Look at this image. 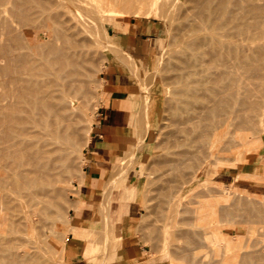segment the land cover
I'll list each match as a JSON object with an SVG mask.
<instances>
[{
	"label": "bare ground",
	"instance_id": "bare-ground-1",
	"mask_svg": "<svg viewBox=\"0 0 264 264\" xmlns=\"http://www.w3.org/2000/svg\"><path fill=\"white\" fill-rule=\"evenodd\" d=\"M52 1L6 0V2L3 1L4 4L2 3V5H0V196L3 195V200L1 199L0 202H3L5 200L4 198L7 197L6 201L3 202L4 206L0 204L3 206L0 211V225L5 221L8 223V211H14L12 213L9 212V217L11 216V218H9V223L5 224L6 226L10 224V226L13 225V228H10L9 226L5 227V229L9 228L7 231L10 230L8 231V238L6 235H4L6 236V239H4V237L0 238L1 264H41L47 259H52V256L55 255L53 252L57 251L54 250V247L52 246L44 245V247H46L42 248V245L41 248L43 251L49 247L48 252L46 251L44 253L41 251L42 249L40 246H37L40 243L39 240L41 241V244H44L42 243L44 238L41 240V234H45L43 236H46L50 234L48 231V234H46L47 232L44 233L43 230L40 234L41 238L40 235H36L37 233L39 234L40 231L36 233L29 231L31 232V238L33 234H35L34 238H32L34 240L32 241L30 240L31 238H28V234H25L27 238H24L23 236L22 239L18 235L15 237L13 236L17 234V230L18 233H20V229H22L21 235H24L27 231H24L23 233V229L25 230L26 227H29L26 225L32 224L34 229L31 227L29 230L33 229L32 231H36V228H39L37 225L40 224L41 226V223L39 222H42V225L44 226V219L45 223H47L48 220L55 219L53 218L55 210L52 213L51 208H47L46 206L47 203L53 204V201L55 200L53 199V203H51V201L46 203V196L52 190L51 188V190H49V187L59 181L54 179L61 176L63 171H66L67 173L73 171L74 160L72 157L75 158L76 155H72L78 150L77 147L81 139L80 131L83 129V127L78 126V123L82 120H86L87 105L97 96L95 89L96 86L94 87L96 83H94V85L92 84L94 81L92 78L100 68L99 63L101 61H97L99 60L98 58L97 60H94V54L97 52L99 47L97 38L99 37V33L100 37L102 34L99 25L97 24L98 22L96 23V21L99 20L101 23L102 20L105 19L106 15H113L114 10L117 9H121V11L123 10L128 14L131 13V15L134 12L141 10L139 12L141 16L149 15L154 10V13L157 15L158 12L155 9L157 8V5L159 6V4H157L158 0H100L98 3H94L93 0H61L65 4L63 9L58 10V8H61L58 6L59 2L61 4V1L57 0V3ZM51 3L57 4L58 8L55 5L57 8L55 10L59 13H50L47 11V8L50 7L48 4ZM194 4L197 19H193L194 23L183 26L179 31L180 34L178 33L179 35L176 34L179 36V38L176 37V40H179H177L178 44L175 48V54L169 67L171 70V76H169L163 84L165 89L167 87L169 88L168 98L170 105L168 108V116L171 117V121H174L173 124L176 125L174 126L176 127V135H174L176 140L175 142L170 141L172 144L174 143L173 148L176 147V150L174 149L175 151H173V149H171L172 151L168 152V161H171L170 163H173L176 166L188 163L190 164L189 166H187V164L186 166L184 164L181 166L184 168L178 166V170L180 167V169H184L182 171H185L188 170L185 167H188L191 171V174L188 171V175L202 177V174H205L208 170V166H210L211 163L219 161L222 158V154L224 155V153L227 152L231 153L238 151L239 147L247 148L248 145L251 144L250 142L254 143L253 140L256 142L258 139V136L255 137L256 135L255 133L253 134V132L255 130L259 131L257 128H262L261 130L263 131L264 127H261V125L264 123V69L259 68L260 66L256 67V69L255 67L253 68V66L256 63L261 65L264 64V0H197ZM51 7L54 8L53 6ZM154 13L153 15H155ZM100 26L103 28V25L100 24ZM89 28L92 30L91 32H88ZM85 32L88 33L85 34ZM103 33L106 35L104 31ZM101 42L102 41H100V43ZM111 45H113L112 42ZM88 51L93 53V56L90 58H87ZM143 62H145L146 66H148L147 61ZM251 79L253 81L256 79L259 83L256 82V84H254ZM101 80L103 81V79ZM147 113L151 118L150 108ZM250 131L253 134L250 135L255 137V139L245 134V132ZM170 132H173L174 134V131H169V134ZM177 133L178 135L180 134V138L177 137ZM258 133L256 132V134ZM174 136L172 137L174 138ZM168 139L169 138H167L166 142H168ZM251 139L253 140L250 141ZM88 142H85L84 145ZM257 143L259 142L257 141ZM257 143L253 144V146H256ZM164 146H167V144ZM166 148L169 150L168 146L165 147V149ZM177 148L179 149L177 150ZM163 151L162 157L164 154ZM231 157L230 161L233 159ZM168 161L167 163H169ZM215 166L216 163H214L213 167ZM170 169L171 167L168 170V165H166L167 172L170 171ZM172 169L173 171L171 172L174 173L177 167ZM166 170L163 171V173L159 170V173L164 175L167 173ZM178 170L177 173L179 172ZM210 170L213 169L211 168ZM59 172H61L60 175ZM171 172H169V175L165 174L168 176L167 178L165 175V177H163L170 179L171 177L177 175L175 173L176 175L173 174V176ZM180 174H178V176H181L182 178V175H185V172L184 174ZM190 176L183 177L187 179L192 177ZM163 177L162 179H157L159 180L158 183L165 180ZM181 178H178L179 180H177V182L180 181ZM53 180L56 182L53 183ZM189 180L187 179L188 182ZM62 181L61 185L64 183ZM181 181V184L186 182V180ZM177 182L176 184H178ZM162 183L163 185H159V187L164 186L163 181ZM79 184H86L85 178L81 179ZM177 186L180 192L182 185L180 189L179 185ZM168 187L171 189L168 185L164 188ZM174 188L172 189L174 192L176 190L177 193V189ZM207 188L209 187L207 186ZM207 188L205 185L206 190ZM54 189L56 188H53V190ZM170 189L167 190L170 191ZM161 190L158 191V193L161 192ZM165 190L166 189H164V193L166 194L167 190ZM200 190L202 192V189ZM174 192L169 193L174 195ZM161 193H163V190ZM161 193L158 197H161V195L163 196L164 193ZM58 194V192L57 194L55 193V195ZM197 194L199 193L197 192L196 195ZM167 195L168 193L166 196ZM173 195H171L172 197L167 198H173ZM186 195H188V193H186ZM50 197L55 198L56 196L52 195ZM182 197L183 196H179L180 199ZM189 197L190 195L187 197L188 200H190ZM167 198L164 197L166 200ZM184 198L182 200H184ZM224 198L227 200L226 197ZM164 199L163 203L161 202L162 199H160L162 206L167 205ZM174 199L176 198H173L172 202H168L169 208L170 204L171 207H175V205H173L175 202ZM215 199L218 200L219 198L215 197ZM206 200H209L210 202V199ZM217 200L213 199L212 202H216ZM260 200L259 202H261ZM180 201L178 204L176 203L177 201L175 202L177 206L181 203ZM191 201L193 202L194 200H190V202ZM238 201L237 204H240V201L242 200H240L239 203ZM209 202L207 201L204 204H209ZM245 202L247 201L245 200L244 203ZM259 202L258 205H260ZM183 203L185 202L183 201ZM255 203L257 205V202ZM255 203H252L254 210H252V212L258 214L255 209L257 208L254 205ZM262 203L263 202H261L260 206L263 205ZM57 204L61 206L60 202L58 203V200ZM188 204L190 203H187V206H189ZM223 204L226 206H224V209L228 207L227 205H229L222 203V208ZM245 204L248 205L249 203L247 202ZM185 205H183V207ZM200 205L202 204H199V207ZM244 205L242 206L245 207ZM247 205L246 207L249 206ZM107 206L104 207L106 208V213H108ZM187 206L185 207L187 208ZM203 206L204 205L201 207ZM236 206L238 205H235V207ZM174 207L172 210L175 209ZM262 208L264 207L262 206ZM162 209H165L163 211H166V207H161V210L159 208L158 211L162 212ZM186 210L192 215V212H190L189 209L179 211L182 213L186 212ZM190 210L194 211V208ZM217 210L220 209L217 208ZM223 210H220V212ZM47 211H50L48 214H52L51 216L47 214L48 220L44 217L46 216L44 213ZM79 211L80 209L76 208V212ZM96 212L99 213V210L97 211V208L93 207L89 219H92ZM104 212L105 209L103 210V213ZM166 212L169 213L170 211ZM218 212L215 211V213ZM243 212H246V210ZM250 212L251 211L249 210L246 213L249 214ZM263 212L264 211H261L259 214L261 215ZM164 213L163 215L168 216V213ZM196 213L197 212L195 210V214ZM57 214L58 213H56V215ZM224 214L227 215V213ZM251 214L252 213L249 214V217H251ZM175 215L172 217L175 218ZM228 215L230 214L228 213ZM41 217L43 221L40 219ZM170 217L171 216L169 215V218ZM188 218L189 217H187V219ZM243 218L244 216L240 219L243 221ZM248 219L244 221H248ZM171 220L174 221V219ZM192 220H194V218ZM165 221L163 222L166 224ZM176 221L178 222V220ZM179 222H181V224L178 225V223L177 225L180 228L182 223L185 221L179 220ZM94 223L95 222L91 220L89 221L88 226L85 227L69 224L66 229L75 236H79V234L86 235L92 230ZM204 225L201 224L200 226ZM187 226L190 228L196 227H191L190 225ZM169 228L172 230L171 226ZM14 229L16 230V233L12 232ZM48 229H53L52 225L51 228ZM120 229L121 226L119 228L117 227V235L120 234ZM175 229L176 228H174V230ZM166 230L164 232H166ZM171 230L169 231L172 232L173 235L174 232ZM198 230L201 231L202 229ZM198 230L196 233H198ZM3 231L5 233L7 232L6 230ZM169 231L166 232V236L170 234L168 233ZM54 232L55 231H53V233ZM192 232H194L193 228ZM201 232L198 234L200 235ZM196 233L191 235L186 232V235H191L190 238L193 239L196 238ZM182 234L184 233L182 232ZM200 236H197V238H200ZM36 238L40 239H37V242H35ZM167 238L170 240L173 238L172 240H175V236H171V238L170 236H167ZM190 238L188 237L187 239ZM169 239L166 241H169ZM179 240L181 241L182 239ZM190 240L187 241L188 244ZM118 241L119 240L117 239L116 242ZM183 241H181L180 244L184 243ZM200 241H198L199 245L204 246L205 244L201 243L203 244L201 245ZM253 241L255 243V240H252L250 243ZM257 241L259 240L256 238V242ZM65 242L66 241L63 238L60 243V252L64 250ZM175 242L179 241L175 240ZM250 243L249 246H247L254 249H248L247 251L238 254L241 260H239V264H253V259H261L260 261L264 264V259H262L264 258V240L263 243L260 242L261 244L258 243V245L257 243L256 245H252ZM193 245L196 244L194 243ZM197 245L194 248H198ZM244 245H246V243ZM169 246L170 245H168V247ZM175 246L173 247L176 248ZM184 246L181 247L184 248ZM214 246H216V244ZM181 247L179 250H175L179 252ZM212 247L213 245L210 248ZM183 248L181 251H183ZM221 248L223 249L224 246ZM186 249H188V247L185 248V250ZM167 250V252H169V248ZM235 250L236 249L231 250V252L233 251L234 253H237L238 251ZM193 251L194 249L190 254H188H193ZM213 251L214 249L212 252ZM202 253L203 252L201 251V254ZM223 253L221 254L222 257ZM183 255L185 257V252L182 256ZM186 257L188 258V256ZM211 257L212 254L209 259H211ZM222 257H220V260L223 259ZM230 257L228 256V259ZM234 258H236L235 255ZM196 260H194V264L196 263ZM103 261L105 262V260ZM257 261L255 260V264L261 263ZM140 262L141 259L136 261V264H139ZM197 263H200V261Z\"/></svg>",
	"mask_w": 264,
	"mask_h": 264
},
{
	"label": "rangeland",
	"instance_id": "rangeland-1",
	"mask_svg": "<svg viewBox=\"0 0 264 264\" xmlns=\"http://www.w3.org/2000/svg\"><path fill=\"white\" fill-rule=\"evenodd\" d=\"M3 1L6 2V0H0V2H1L0 5H2ZM51 1L52 0H50V2ZM53 1L55 3H57V0H53ZM58 1H61V0H58ZM62 1H61V4L63 3ZM99 1L100 0H93L94 3H96V2L98 3ZM195 1H197V0H158L157 4H159V6L157 5V8L155 9L158 12L157 15H156V13H154V10L149 15L141 16L139 14V12L141 10L136 11L131 15V13L128 14L123 10L121 11V9H117V10H114L113 15H106L105 19L102 20L101 23L99 20L96 21V23L98 22L97 24L99 25V28H100V31L102 34V36L100 37V33H99L100 38L99 37H98L99 39L97 38V40H98L97 43L99 42L98 46L100 48L98 47L97 52L95 53L96 55L94 54V60H97V58H98L99 60H97V61H99V62L101 61L100 63L98 62L100 68L97 71V73L94 74V76L92 78L94 80L92 84L94 85V83H96L94 85V87L96 86L95 89L97 92V96H96L97 99L95 98L96 102H95V99L93 101L89 102V104L87 105L86 120L80 121L82 124L80 122L78 123L79 127H83V129L84 128L85 129L84 130L82 129L80 131L81 132V135H80L81 139H80V142H79L78 147H77L78 150L76 152H74L72 155V156L76 155L75 158L72 157V159L74 160L73 161V164H74L73 171L70 173L63 171L61 174V176L63 175L62 177L58 176L60 178L57 177L58 179L57 178L54 179L57 181L59 180L58 181L59 183L53 180V183L56 182L57 184L55 183V184H53V186L50 185V187H49V190H51V189L52 190H51V192L48 193V195H50V196L53 195L56 197L54 198V197H50L47 195L46 196L47 201L46 200L45 201H46V203L48 201H51V203L54 202L53 204L47 203L46 206H47V208H51L52 213L55 210V214L53 213V216H54L53 218H55V219L48 220L47 216L48 215L51 216L52 214L51 213L48 214V212H50V211H47L46 213H44V215H46V216H44V215L43 216L46 217L48 222L45 223V219H44V222H43L44 226L42 225V222H39V223H41V226H40V224L37 223L38 224L37 226H39V228L37 227L38 230L36 228V231H32L34 229L32 227L33 225L29 224V225H26L29 227L25 226L26 227L25 230L23 229V233H24V231L25 232L27 231L26 233H24V235H21L22 229L19 230L20 233H18V230H17V234H15V235L12 234V235H14L13 237L18 235L21 239L23 238V236H24V238H27L26 235L28 234V238L30 239L31 238V235H30L31 232L36 233V232L40 231L39 234L37 233L36 235H40L43 230H44V233H46L47 231L50 232V234H48V232L46 233L50 236H48V235L43 236L45 234H41L42 235L41 240H43V238H44V241L42 242L44 244H41V241L39 240L41 238V235H40L39 239L38 238L35 239V242H37L36 240L38 239L40 242L39 243L40 245L38 243H36V244H38L37 246H40V248L42 247V245H43L42 248L46 247V246L44 247V245L52 246V247H54V250H57L58 252L57 251L53 252V250H52V252L55 253V255H53V253H52L53 258L47 259L46 261L42 262L41 264H66L68 262L67 256L69 254L68 247L71 248L72 244H77V243H79L80 246L84 247L82 250H80L81 253H79V251H78V254H77V257L82 260L81 263H85V264H105V263L106 264H119L118 260L120 259V256H121L123 238H124V236H126L128 234H133L137 238V240H139V243L142 246V249H143L142 250V258H141V262L139 264H194V260H196V259L197 260H196L195 264H229V263L230 264L231 263L232 264H239L240 256H238V254L243 253V252L247 251L248 249L249 250L254 249V248L248 247L249 243L252 240H255V243H254V241L252 243H250L252 245L253 244L256 245V243L258 245V243H260V242L263 243V240H264V219H263L264 218V212L261 215L259 213L261 211H264V208H262V206L264 207V128H263V131L261 130L262 128H257V129H259V131H256V130L255 131L257 133L259 132L258 134H256L255 131L253 132V134L255 133V135H256L255 137L258 136V139L256 140V142H255V140L251 139L250 141L253 140L254 143L250 142L251 144L248 145V147H249V148L247 147L248 149L243 148V147H242L243 148L242 149L241 147H239V148H241V149L238 148L239 152L234 151L231 153H228V152L224 153V155L222 154V158H221L222 160L220 159L219 161L214 162V163H216L215 167H213L214 163H211V165L208 166L209 168H207L208 170L205 168L208 171V172L206 171L205 174L206 173H208V174L205 175L203 173L202 177H195L193 175H191L192 176L191 177L190 175H188L189 174L188 171L191 174V171L188 167H185L186 169H188L185 171H182L184 169H180V167L183 166V164L185 166H186V164H187V166H189L190 164H188V163H186V164L183 163L182 165H178V166H180L179 170H178V166H176L173 163H170L171 161H168V159H169L168 158V152L169 151L171 152L172 151L171 149H173V151L176 150L175 149L176 147L173 148L174 143L173 144L171 143V142H175V140H176L175 136H174V135H176V133H175L176 127H174L176 125L173 124L174 121L172 122L171 117L168 116L169 115L168 114V111H169L168 108L170 105V101L168 98L169 97V93H168L169 88L167 87L165 89L163 82H165L166 79L169 76H171V70L169 67L171 65L172 59H173L174 54H175V50H176L175 48L177 47V44H178L177 40H179V39L176 40V37L179 38V36H177L176 34H178V33L180 34L179 31L183 26L189 25L190 23H194L193 19H197L196 15H195V13H196L195 4H194ZM51 4H48V6H50V7L53 6L54 8L51 7V9H50V7L47 6L48 7L47 11L50 13L51 12L52 13H59L57 10H55L58 8L57 4H54V3H51ZM61 4L59 2L58 6L61 8H58V10L63 9V6L65 3H63L62 6H61ZM55 5L57 8L55 7ZM158 9H159V11H158ZM153 13L155 15H153ZM191 15H193V16H191ZM193 17H195V18H193ZM100 24L103 25V28L104 27L105 28L103 29L102 26H100ZM89 31L91 32L92 30L89 28L88 32ZM103 31L105 32L106 35H104ZM88 32H85V34H87ZM130 33L131 34L134 33L135 36H137L138 40L140 37L150 38L147 41H145L146 45L144 47L136 50L137 52L142 53V54H134V52L131 50H125V37ZM99 40L102 42L100 43ZM175 40H176V42H175ZM111 42L113 43V45H111ZM107 44H109V45H107ZM98 50H99V52H98ZM91 51H88L87 58L88 57L90 58L93 56V53ZM143 61H147L148 66H146V63ZM110 66L116 67L118 72L121 73L122 81L125 83V86L123 88L125 90L124 93L130 99V103L133 106L131 108V115H132V118H134V121L131 125L133 128V133H134L137 141H141L142 135L144 133H148L149 134V145H148V149H147L146 153L143 156L140 155L139 149L135 148L134 151H132L128 154V156H125L124 158H122V160H120L119 163L115 162L116 164H118V166H121L122 168H124L126 170V172L128 173L127 174L128 177L127 178L125 176L120 177V178L113 177L111 180L106 182L102 188L103 199L100 201H95L92 205V208L93 207L97 208V211L99 210V213L96 212L95 215L92 217V219H89L90 214H85L84 218L86 220H81L79 218V212H76V208H79V206L82 204L81 203L82 195L80 193V188L84 184L80 185L79 182L81 179L85 178L86 183H87V179L89 178L85 172V166L88 163V156H87V151H88V147H89L88 141L91 139V136L95 130V126H97V124L99 122L100 113L103 110L102 106H103V100H104V90L106 87L105 86V75L108 72V69L110 68ZM254 67L255 68L259 67L261 69L262 68L264 69V64L261 65L259 63H256V64H254L253 68ZM258 71H260V70H258ZM101 79H103V81ZM256 82L259 83V81L258 80L256 81V79H255L253 81V83L256 84ZM254 87H256V86H254ZM95 103H96V105H95ZM149 108L151 109V118L149 117V115L147 113ZM166 125H168V126H166ZM262 125H264V123ZM262 125H261V127H264ZM169 131H174V134H173V132L172 133L170 132V134H169ZM245 134L251 136L250 134H252V132L251 131L245 132ZM171 135L174 136V138ZM177 135H178V133H177ZM179 136H180V134L177 137L180 138ZM255 137H252V138L255 139ZM167 138H169L168 142H166ZM238 139H239V136H238ZM257 141L259 143H257ZM261 141H262V143H261ZM85 142H88V143L86 145H84ZM255 143H257L256 146L255 145L253 146V144H255ZM166 144L169 147V150H167L168 148L165 149V147H167V146H164V145H166ZM178 149L179 148H177V150ZM162 151L164 152L163 157H162ZM229 155H231L232 157ZM225 156H226V158H225ZM230 157L233 158V159H231V161H230ZM162 158H164L165 160ZM116 161H118V160H116ZM157 161H158V163H157ZM167 161L169 163H167ZM166 165H168V170L171 167L170 171H168V172L166 170ZM173 165H175V166H173ZM163 166H164V168H163ZM175 167H177V169H176V171H174V173H172L171 172V171H173L172 168H175ZM210 167L213 170H210L211 169ZM181 168H184V167H181ZM62 170H60V171H62ZM159 170L162 173H163V171L166 170L167 173H165V172L164 173L167 175L170 174L169 172H171L172 175L173 174L174 175L177 174V175L176 176L173 175L175 178L171 177L170 179L169 178L166 179L168 176H166L164 174L166 176V178H164L165 176L163 174L159 173ZM177 170L179 171L178 173H177ZM180 170L183 173H181ZM211 171H213V172H211ZM118 172H119V170H117V173ZM184 172H185V175H182V178H183L182 179L181 176L180 177L178 176V174H180V173L184 174ZM60 173L61 172H59V175H60ZM186 174L188 177L189 176L191 177V178H187L188 180L191 179V180H189V182L187 181L186 178H184V177H187ZM157 176H158V178H157ZM162 177H163V179H165V180H162L164 182V186H162V187L160 186V187L164 193V189H166V190L170 189L169 187L168 188H164V187H167V185L170 186L171 187L170 191L165 190L168 193V195H170V196H168V195L166 196L167 193L166 194L164 193L165 196L163 193H161L162 190L160 189L159 185H163V183H162V181H160L162 184L160 182H159L160 183L159 184L158 183L159 180H157V179H160V178L162 179ZM178 178L179 179L181 178V180H183V181L186 180L185 183H187V184H185L184 182H183V184H185V185L181 184L180 183V182H182L181 180L177 182V180H179ZM62 179H63V181H62ZM173 179L175 180V182ZM198 179H200L201 182ZM60 180L62 182H64V183H62V185H61ZM166 180H168V181H166ZM169 181H170V183L173 181L174 184L172 182L171 183L172 185H171L169 183ZM176 182L178 184H176ZM167 183H169V184H167ZM173 185H175V186L179 185V189L182 185V187H181L182 189H180V192L178 190V186L175 187ZM205 185H206V188H207V186L209 187V188H207V190L205 189ZM174 187L177 189V191H178L177 193H176V190L174 192V190L172 189ZM53 188H56V189L53 190ZM159 189L161 190V192L158 193V191H160ZM197 189H198V191H197ZM200 189H202L203 193L201 192ZM199 190L201 193L199 192ZM57 192L59 194L55 195V193L57 194ZM169 192L170 193L174 192V195L170 194ZM197 192L199 193V194H197L198 196L196 195ZM160 193L163 194V196L161 195V197H158ZM175 193L177 196L175 195ZM186 193H188V195H186ZM171 195H173V198H176V199L178 198L177 200L174 199L175 202L177 201L176 202L177 204L181 200L180 201L181 203L178 206L176 205L175 202L173 203V205H175V207L173 206L175 208L174 210H172L173 207H171L170 203H169L170 208L168 207V202H172L173 198L169 199L167 197H172ZM185 195H186V197L184 198ZM189 195H190V197H189L190 200H194L193 202L192 201L190 202V200H188L187 197ZM2 196H0V197H2ZM61 196H62V198H61ZM174 196H176V197H174ZM179 196L180 197L183 196V197L180 199ZM214 196L219 198V199L218 200L215 199ZM164 197L167 198L168 201L166 199H164ZM191 197H194L195 199L191 198ZM224 197H226L227 200ZM183 198H184V200H182ZM220 198H221V200H220ZM1 199L3 200V197L0 198V200ZM4 199H5L4 201H6L7 197ZM53 199H55V200L53 201ZM160 199H162L161 200L162 203H163V199H164V201H166L167 205L163 204L165 206H162ZM206 199H210V202H209V200H206ZM213 199L217 200L218 202L213 201V202H215V203H213L212 202ZM258 199L263 200V201L260 200L261 202H263L262 206H260L261 202H259ZM57 200H58V203L60 202L61 206L57 204ZM238 200L243 201V202L240 201L241 205L237 204ZM245 200L249 203L248 204L249 206L247 204H245L247 202L244 203ZM183 201L185 203H183ZM207 201L209 202V204L206 203V205H205L204 203ZM239 201H238V203H239ZM3 202H0V204L4 206ZM130 202L133 204V208H134L136 214H135L134 219H131V220H129V222H127L128 220L121 218V216L118 215V210H119V213L125 212L127 209V205ZM221 202L225 203V204H229V205H227L228 207L224 209L225 205L223 204V208H222ZM253 202L254 203L257 202V205H256V203L254 204L255 207H257V208H255V207L254 208L256 209V211L259 215L252 212V210H253V204L252 203ZM258 202L260 205H258ZM187 203H190L188 205L191 207L187 206ZM233 203H234V205H233ZM48 204H50V205H48ZM107 204L109 207L107 206ZM199 204H202L204 206L201 207L202 205H200V207H199ZM1 205H0V211L3 207ZM157 205H159V206L156 207ZM183 205L187 206V208L184 206L185 209H189V211L192 212V215H191V213H188L187 210H186L187 214H186V212H182V213L180 212V211H185V209L183 210V208H184ZM196 205H197V207H196ZM235 205H238V206L235 207ZM239 205L241 208L239 207ZM242 205H244L245 207H243ZM246 205L249 208L246 207ZM48 206H51V207H48ZM54 206H55V209H54ZM105 206H107V208H108L107 209L108 213H106V208H104ZM160 206L164 207V208L166 207V211H170L171 213L163 211L165 209H162V212L158 211L159 208L161 210ZM193 208H194V211L190 210ZM217 208L220 210H223V209L224 210L220 212V210H217ZM243 208L246 210V212L249 210L251 211L250 212V213H252L250 215L251 217H249L250 213L248 214L246 212H243V211H245ZM56 209H58V210H56ZM104 209H105V212L103 213ZM206 209H207V211H206ZM48 210H50V209H48ZM176 210L178 211V213L180 212L179 215H178ZM195 210L197 212L196 214H195ZM225 210H226V212H225ZM172 211H174V212H172ZM215 211L216 212L219 211V212L215 213ZM9 212H11V210L8 211V215H7L8 216V218H7L8 223L10 221L9 218H11V216L9 217ZM12 212H14V211L12 210ZM11 213H10V215H11ZM56 213H58V214L56 215ZM160 213H162V214H160ZM163 213L164 214L168 213V216L163 215ZM224 213H227V215H225ZM228 213L230 215H228ZM247 214H248V216H247ZM253 214H254V216H253ZM160 215L163 218H161ZM169 215L171 217L175 215V218L174 217L169 218ZM257 215L260 217H258ZM243 216H244V218H243L244 220L248 219V217L250 220L248 219V221H244V220L242 221V219H240V218H242ZM187 217H189V218L192 217V218L187 219ZM245 217H246V219H245ZM193 218H194V220H192ZM201 218L202 219L205 218V219L202 220ZM40 219L42 220V217ZM162 219H163V221L166 220L165 221L166 224L162 221ZM171 219H174L175 222ZM254 219H256V220H254ZM68 220H69V222H68ZM91 220H93L95 223L92 226L93 227L92 230L86 235L85 234H79V236L78 235L75 236V235H73V233H71L70 231H67V229H66L69 224H75L79 227L88 226L89 221H91ZM176 220H178V222ZM179 220L185 221L184 223H182V226H180V228L178 227V225L181 224V222H179ZM190 220H192V221H190ZM172 221H173V223H172ZM5 222H3L0 225V229H2V230H0V238L4 237V239H6L5 238L6 236L8 238V235H9L8 231H10V230L7 231V229H9V228L5 229V227L9 226L10 228L11 227L13 228V225L10 226L11 224L6 226L5 224H8V223H7V221H5ZM187 223H190V224H187ZM195 223H196V225H195ZM201 224L202 225L205 224L206 226L205 225L200 226ZM208 224H209V226H208ZM51 225H52L53 229H48V228H51ZM162 225H163V227H162ZM169 225L171 226L172 230L169 228L170 227ZM187 225H190L191 227L196 226V227H192L194 232H192V228H190ZM120 226H121L120 234L117 235V233H118L117 227L119 228ZM31 227L33 229L29 230V228H31ZM44 227H45V229H44ZM197 227H198V229H202L201 230L202 232L200 230H198ZM40 228H41V230H40ZM174 228H176V229L174 230ZM179 229H180V231H179ZM3 230H6L7 234ZM11 230H13V229H11ZM165 230H166V232L169 230L173 231L174 232L173 235H172V232L169 231L168 233H170L171 235L167 233L168 234L167 236H170V238H171V236H175L174 239L179 241V242H175V240L173 241L172 240L173 238H171L172 241L169 238H167L166 232H164ZM197 230H198V233L201 232L200 233L201 236L198 233H196ZM15 231L16 230L14 229V231H12V232L14 233ZM29 231H31V232H29ZM53 231H55V232L53 233ZM182 232L184 234H182ZM186 232H187V234H191V235L193 233H196L195 235L200 236V238H197V236H196L197 239L193 238L196 240L195 241V240L190 238L191 235H186ZM11 233H10V236H11ZM4 235H6V236H4ZM82 235H84V236H82ZM183 235L185 236V238ZM34 236H35V234H33L32 238H34ZM74 236H75V238H74ZM81 236H82V238H81ZM165 236H166V238H165ZM178 236H179V238H178ZM186 236H187V238L189 237L191 240L187 239ZM252 236H253V238H252ZM255 236H256L257 240H259V241L256 242ZM258 237H259V239H258ZM11 238H12V236H11ZM32 238L30 239L31 241L34 240ZM63 238L65 239L66 242L64 243V250L62 251L63 252L62 253V252H60L61 251L60 250L61 249L60 243H61ZM117 239L119 240L118 242H116ZM168 239H169V241H166ZM179 239H182L181 241L184 240L183 241L184 243H182L183 245L180 244L181 241ZM198 239H200L201 241ZM185 240H186V243H185ZM188 240H190V242H193V243L189 242V244H188V242H187ZM197 240L200 241V244L203 243V244H205L204 246H207V247L200 246L199 242ZM197 242H198V245H197ZM244 242L246 243V245H244L245 244ZM178 243H179V245H178ZM194 243L198 246V248H194V247H196V245H193ZM190 244H191V246H190ZM203 244H201V245H203ZM210 244H211V246L213 245L214 248L213 247L210 248L211 247ZM215 244H216V246H214ZM168 245H170V246L168 247ZM172 245L173 246L176 245L175 246L176 248H174ZM192 245H193V247H192ZM208 245H209V247H208ZM238 245H240V246H238ZM255 245H254V247H255ZM179 246L180 247L184 246V248L181 247L180 251L182 250V248L184 251L185 248L188 247L189 250L186 249L184 252H185V257L188 256L189 259L187 257L185 258L184 255L182 256V254L184 253L183 251H181V252H183V253H181L180 251L178 252L177 250H175V249L179 250V248H180ZM223 246H224V248L222 249L221 247H223ZM177 247H179V248H177ZM238 247H239V249H238ZM48 248L49 247H47V249H44L45 251H43V249L41 251L44 253L46 251L48 252ZM168 248H169V252H167ZM190 248H192V249H190ZM233 248L236 250L238 249L237 250L238 252L237 253L236 252L234 253L233 251L231 252V250H234ZM193 249H194L193 254L195 256L193 254L189 255ZM213 249H214V251L212 252ZM175 251H177V252H175ZM201 251L203 252L202 254H201ZM221 251H222V253L224 252L223 257L221 256V254H222ZM59 252L61 253V255ZM170 252H171V254H170ZM230 253H232L233 255ZM211 254H212V257H211V259H209ZM46 255H47V253H46ZM234 255L236 258H234ZM57 256L60 258H58ZM228 256L229 257L233 256V257H230L228 259ZM220 257H222L223 259L220 260L221 259ZM199 258L202 260H200ZM233 258H234V260H233ZM262 259H264V258H262ZM103 260H105V262ZM191 260H193V261H191ZM198 260L200 261V263H197V262H199ZM230 260H232V261H230ZM253 260H254L253 264H255V260L256 261L259 260L257 262H259V263L261 262L260 264H262V261H260L261 259H253ZM0 264H1V262H0Z\"/></svg>",
	"mask_w": 264,
	"mask_h": 264
},
{
	"label": "crops",
	"instance_id": "crops-1",
	"mask_svg": "<svg viewBox=\"0 0 264 264\" xmlns=\"http://www.w3.org/2000/svg\"><path fill=\"white\" fill-rule=\"evenodd\" d=\"M148 39L150 38L140 37L138 40L134 33H130L125 37V50H131L134 54H142L136 50L144 47ZM105 86L103 110L89 140L87 151L88 163L85 166V172L89 178L87 183L80 188L82 204L79 206V218L81 220H86L85 214H91L95 201L103 199L102 188L106 182L113 177H128L126 170L115 162L119 163L135 148H138L140 155L143 156L149 145L148 133L142 135L141 141H137L133 133L131 126L134 121L131 115L133 106L124 93L125 83L116 67L110 66L108 69L105 75ZM117 170L120 173H117ZM135 214L131 202L128 203L125 212L119 213L118 210V215L128 220L127 222L134 219ZM83 248L79 243L72 244L71 248L68 247L69 254L66 264H85L81 263L82 260L77 257L78 251L81 253L80 250ZM142 250L139 240L133 234L124 236L119 264H136V261L142 258Z\"/></svg>",
	"mask_w": 264,
	"mask_h": 264
}]
</instances>
